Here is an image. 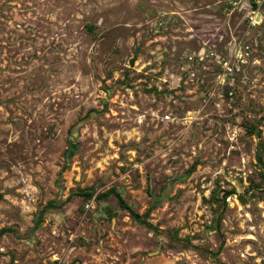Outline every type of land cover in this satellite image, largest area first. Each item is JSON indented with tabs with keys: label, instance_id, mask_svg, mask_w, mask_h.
I'll use <instances>...</instances> for the list:
<instances>
[{
	"label": "rangeland",
	"instance_id": "374dc122",
	"mask_svg": "<svg viewBox=\"0 0 264 264\" xmlns=\"http://www.w3.org/2000/svg\"><path fill=\"white\" fill-rule=\"evenodd\" d=\"M252 5L0 0V264H264Z\"/></svg>",
	"mask_w": 264,
	"mask_h": 264
},
{
	"label": "trees",
	"instance_id": "16d2710c",
	"mask_svg": "<svg viewBox=\"0 0 264 264\" xmlns=\"http://www.w3.org/2000/svg\"><path fill=\"white\" fill-rule=\"evenodd\" d=\"M258 160L262 165V169H264V141L261 144V151L258 155ZM194 167V166H193ZM259 175L261 177V182L264 185V171L261 170L259 172ZM253 184V182H252ZM259 187V186H258ZM235 194V190H226L224 191L223 197H222V201L225 203L227 198L231 195ZM79 195H82L85 197V200H91L94 197V192L91 190H81ZM110 195H115L116 198L118 199V203L120 205L121 208H123L124 210H127L130 215L138 222L152 227L154 228V226L148 221V217H149V211L146 213H139L137 211H135L133 209V207L127 202V200L123 197V195L116 189V188H111L109 190H107L104 193L98 194V196L96 197V199H102V198H106ZM52 205V204H51ZM216 226L218 227V229H220V225H221V218L219 217L216 221H215ZM15 230L12 228H8V227H4L0 229V238L5 235L8 232H14Z\"/></svg>",
	"mask_w": 264,
	"mask_h": 264
},
{
	"label": "built area",
	"instance_id": "2783aa9c",
	"mask_svg": "<svg viewBox=\"0 0 264 264\" xmlns=\"http://www.w3.org/2000/svg\"><path fill=\"white\" fill-rule=\"evenodd\" d=\"M252 1H253L252 10L249 12L247 16V21L250 27H256L262 21L261 10L264 5V0H252ZM245 54H247V52L241 51L240 54L236 57L238 58L239 61L245 62L244 59L246 56ZM220 62L225 72L229 75H233L237 70V66L233 65L231 60L228 58H223L222 60H220Z\"/></svg>",
	"mask_w": 264,
	"mask_h": 264
}]
</instances>
